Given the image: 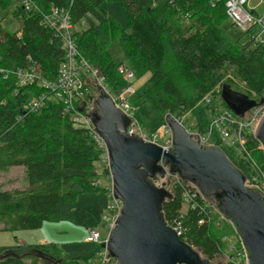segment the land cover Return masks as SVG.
Returning a JSON list of instances; mask_svg holds the SVG:
<instances>
[{"label":"trees","instance_id":"1","mask_svg":"<svg viewBox=\"0 0 264 264\" xmlns=\"http://www.w3.org/2000/svg\"><path fill=\"white\" fill-rule=\"evenodd\" d=\"M107 1L114 0H33L29 11L18 4L12 16L20 22V36L10 33L0 20V170L22 166L27 180L25 189H0V221L6 223L2 230L39 228L43 222L59 218L61 201L72 202L79 194L107 190L89 180L103 153L90 131L76 127L52 96L39 108L26 109L29 97H39L44 90L37 84L19 86L12 72L33 67L44 80L56 79L66 52L53 31L40 24L41 14L51 7L65 9L72 25L86 14L96 20L84 30H73L72 36L79 56L99 71L109 89L118 91L127 85L118 71L122 64L134 69L137 76L149 72L147 83L134 96L144 99L154 111L178 120L191 113L200 134L207 133L213 111L208 109L205 96L211 101L218 98L227 108L220 98V87L229 75L244 87L248 97L256 101L264 97V45L242 43V33L230 38L212 16L214 11L225 15L221 5L212 6L209 0H118L129 20L125 30L102 7ZM10 3L0 0V9L5 10ZM184 19L194 21V26L183 29ZM115 38L125 63L115 62L106 51ZM214 140L248 184L263 180L264 151L253 134L245 136L241 149L220 144L216 135ZM63 170L73 172L63 174ZM108 173L104 167L103 174ZM167 187L172 196L164 201L162 213L165 221L180 231L182 241L211 261L223 252L225 236L236 237L234 245L241 248L232 226L217 213L211 216V207L190 192L186 182L172 178ZM21 246H0V264H27ZM25 247L55 253L56 264H83L57 248L49 251L46 244ZM236 255L239 253H233L226 264H236ZM112 262L108 259L107 264ZM29 264L39 263L31 257Z\"/></svg>","mask_w":264,"mask_h":264},{"label":"water","instance_id":"2","mask_svg":"<svg viewBox=\"0 0 264 264\" xmlns=\"http://www.w3.org/2000/svg\"><path fill=\"white\" fill-rule=\"evenodd\" d=\"M96 96L86 116L106 149L111 197L121 204L119 215L99 247L109 264H215L190 244L182 241L162 213L163 203L172 196L166 177L175 175L196 189L199 196L236 234L246 264H264V191L248 185L246 176L218 145H203L169 113L164 122L170 131V145L128 134L130 118L118 109L104 90L93 82ZM220 98L237 117L262 104L234 90L220 87ZM86 102L78 111H83ZM253 137L264 151V114ZM159 178L161 185L155 180Z\"/></svg>","mask_w":264,"mask_h":264},{"label":"rangeland","instance_id":"3","mask_svg":"<svg viewBox=\"0 0 264 264\" xmlns=\"http://www.w3.org/2000/svg\"><path fill=\"white\" fill-rule=\"evenodd\" d=\"M18 4H20L19 0H11L10 6L8 8L3 11L0 9V20L2 26L6 27V29L9 30L10 33L15 35L18 34L20 36V31L18 29L20 22L15 20L12 16V9ZM248 5L249 7L257 5V12L259 14L264 13V5L260 3V0H251ZM102 7L106 10L109 16L114 19V21L120 28L126 30L129 24V20L120 1H107L102 4ZM31 8L33 9V4ZM211 12L212 11H210V13ZM213 14L214 15L212 16L219 22L220 28L224 29L225 33L229 35L230 38L234 39L240 36L239 34L242 32L238 30L235 31V29L230 26V21L225 17V15L217 11H214ZM95 24L96 20L90 14H86L75 25H73V30L79 32ZM191 25L194 26V21H192L191 23L186 19L182 21L183 29H189ZM244 36L246 37L245 34ZM244 36L241 37V42L245 40ZM106 51L115 62L125 63L124 54L117 38L113 39L108 44ZM61 66L62 64L60 65V67ZM125 67L132 74V76L128 78L129 80L126 81L127 85H129L132 90L128 98L130 103L134 107V114L137 113L143 123L142 124L139 121L142 125L145 135L150 139H154L161 144L169 146L170 142L168 140H170V131L168 130L164 122L165 114L154 111L153 108L144 99L134 96V93L140 91L143 85L147 83L150 73L146 72L143 75L137 76L134 69H132L131 67V69H129L128 66ZM25 69L33 72V74L37 77H40V79H43V77H41L33 67H27ZM12 72L14 74V71ZM15 76L17 77V75ZM94 81L96 80H90L86 77L82 79V85L87 90V93L83 97L84 101L86 102L84 106L85 112H88L91 108V103H88L90 99H93L96 96V90L93 87ZM224 82L233 84L240 92L243 91L245 94L246 90L244 89V87L240 83H238L237 80L231 75H229ZM17 83L19 86H24L27 84H37L39 86V83L35 79H33V81L31 82H26L24 85H21L19 83V80ZM41 93L43 95L41 94L39 95V97H34L31 95L26 102L34 98H41V101L43 103V100L51 97L48 91L44 90V92ZM85 99H87L88 102ZM204 101L205 103H208V109H213L212 112H214L215 110L226 109L222 107L221 102L218 100V98H213L212 101L209 98L208 101ZM179 122H181L185 126V128L189 132H191L194 138L196 136H204L203 134L199 133L197 126H195V118L191 115V113H186L181 117ZM200 142L203 145H217L213 138L207 139V137L205 136L204 138L200 137ZM97 147L99 148V146ZM104 160V156L100 155L99 161L95 162L94 164L95 169L93 171V175L89 178V180L92 182H99L97 184L105 187L107 189L106 191L79 194L72 202L61 201L59 204V218L56 220L45 221L39 228L2 230V228L5 227L6 223L0 221V246L17 244L22 245L20 252L23 251L25 253L23 258L27 264L30 263L31 257L37 258L39 264H56L54 256L55 253L51 254L47 252V254H43L35 252L32 249H27L25 247L26 245L35 244H46V248L49 251L57 248L62 255L77 257L83 264H100L103 250L101 249V247H99V243L86 242L84 240V237L87 234L89 228L97 229L101 233L102 237H105L107 233V225L106 222L102 220V216L103 214L107 213L106 207L107 205H110L113 198L111 197L110 190H108V187L111 185L110 175L109 173L108 175L103 174V168L107 167V162ZM71 172L73 171L63 170V174H69ZM172 178L177 179L175 175H169L166 177L167 180ZM155 183L159 186L161 185V183L159 182V178L155 180ZM26 187L27 180L25 177L24 168L22 166H11L5 170H0V189L13 191L25 189ZM215 215L216 211L212 209L211 216L215 217ZM224 239L225 241L223 242L225 245L223 252L215 256L212 261L215 264H226L227 261L231 259L233 253H239V256H235L238 264H246V256H240V254L244 253L241 244V248H236V246L234 245L236 243V237L225 236ZM58 255L60 256V254Z\"/></svg>","mask_w":264,"mask_h":264},{"label":"built area","instance_id":"4","mask_svg":"<svg viewBox=\"0 0 264 264\" xmlns=\"http://www.w3.org/2000/svg\"><path fill=\"white\" fill-rule=\"evenodd\" d=\"M171 1V0H166ZM251 0H209L212 6L221 5L224 9V13L229 19L230 23L237 30L244 34V41H248L251 44L264 45V13L259 14L257 12V5L249 7L248 3ZM19 3L27 11L32 10L33 0H19ZM260 3L264 5V0H260ZM40 24L53 31L55 37L62 41V46L65 49V59L62 62L57 78L54 81H46L40 79L27 69L16 68L14 74L17 75L19 83L24 85L26 82H31L35 79L39 86L43 90L48 91L50 96L59 101L66 111L73 124L78 127H84L90 131L95 143L103 151L101 154L104 156L107 162V155L104 142L95 133L93 126L86 116L85 108L82 112L78 111L79 107L84 101L83 97L87 93L86 88L82 85V79L85 77L88 79H95L97 83L103 86L104 90L110 95L114 101L116 107L120 109L127 117L130 118V124L127 127L128 134H136L145 140H149L166 147L167 145L161 144L154 139L148 138L140 124L139 120L135 117L134 107L129 101V94L132 91L129 85H126L118 91L109 89L103 81V77L99 74V71L89 65L75 49L74 39L72 36L73 25L69 18L68 12L65 9L58 7H51L46 13H42L40 16ZM242 41V43H244ZM119 73L122 75L125 81H128L132 76L130 71L124 66L118 67ZM43 95V94H42ZM204 100H209V96H205ZM42 104L41 98L32 99L24 104V107L30 110L39 108ZM264 114V102L252 107L248 110L242 118L234 115L228 108L224 110H215L209 115L208 131L204 135L207 139H214V136L219 139L220 144L241 149L245 136L253 134L254 129L258 123L259 117ZM204 136H199L203 137ZM202 140V139H201ZM170 142V140H168ZM263 180L257 184L262 191H264V171L261 173ZM95 185H99V182H93ZM111 186L108 187V190ZM190 192L199 196L197 190L190 189ZM208 205V204H206ZM121 208L120 202L112 199L110 205H107V213L103 214L102 220L106 222V236L102 237L101 233L95 228H89L84 238L89 243H100L104 241L107 235L112 230L115 219L119 215V209ZM176 234L179 236L180 231L177 227H173ZM244 256V253L240 254ZM239 258V257H238ZM108 259L105 251L102 253L100 264H107ZM236 260V264H237Z\"/></svg>","mask_w":264,"mask_h":264},{"label":"crops","instance_id":"5","mask_svg":"<svg viewBox=\"0 0 264 264\" xmlns=\"http://www.w3.org/2000/svg\"><path fill=\"white\" fill-rule=\"evenodd\" d=\"M86 236V235H85ZM85 238V237H84Z\"/></svg>","mask_w":264,"mask_h":264}]
</instances>
